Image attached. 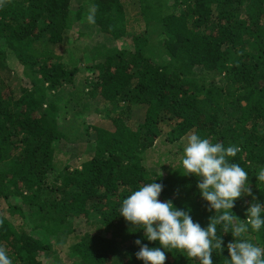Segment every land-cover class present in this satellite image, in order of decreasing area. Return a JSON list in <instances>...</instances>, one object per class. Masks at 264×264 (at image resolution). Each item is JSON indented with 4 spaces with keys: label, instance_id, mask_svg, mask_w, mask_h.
Instances as JSON below:
<instances>
[{
    "label": "trees",
    "instance_id": "16d2710c",
    "mask_svg": "<svg viewBox=\"0 0 264 264\" xmlns=\"http://www.w3.org/2000/svg\"><path fill=\"white\" fill-rule=\"evenodd\" d=\"M85 15L102 39L82 57L76 46L60 54L63 42L92 34L77 26ZM83 68L90 74L81 84ZM19 74L26 81L16 95L8 81ZM98 96L110 121L85 126L90 156L78 165L70 151L59 157L61 141L83 138L67 117L72 99ZM138 106L142 117L131 126L126 118ZM191 134L238 146L229 160L249 173L254 195L230 211L244 222L252 203H264L256 177L264 169V0H0V247L12 264H49L71 235L69 264H144L135 241L162 246L119 208L155 179L161 201L207 227L216 212L181 164ZM161 138L177 150L150 162ZM217 235L225 245L234 239L220 225ZM244 238L264 248V229ZM218 252L214 264H228L227 248ZM166 256L165 264H198L176 249Z\"/></svg>",
    "mask_w": 264,
    "mask_h": 264
},
{
    "label": "clouds",
    "instance_id": "9594fccd",
    "mask_svg": "<svg viewBox=\"0 0 264 264\" xmlns=\"http://www.w3.org/2000/svg\"><path fill=\"white\" fill-rule=\"evenodd\" d=\"M75 127V126H73ZM239 151L238 146L225 147L223 143H210L197 134L187 137L181 161L184 175L198 178L197 188L216 214L207 227L194 222L190 209L184 210L171 200L159 199L164 185L153 182L141 184L122 199L119 214L133 226L143 229V238L158 241L162 247L149 246L137 239L140 246L135 253L144 264H165L166 250H179L188 258H198V264H214L213 251L222 254L225 247L230 259L228 264H264V248L244 238L249 230L264 229V203H252L246 209L244 222L237 221L230 210L237 198L252 195L249 173L238 163L229 160ZM258 182L264 183V169L257 172ZM255 200V197L253 196ZM217 225L223 233H231L234 239L226 245L217 235ZM0 264H12L6 250L0 247Z\"/></svg>",
    "mask_w": 264,
    "mask_h": 264
},
{
    "label": "rangeland",
    "instance_id": "374dc122",
    "mask_svg": "<svg viewBox=\"0 0 264 264\" xmlns=\"http://www.w3.org/2000/svg\"><path fill=\"white\" fill-rule=\"evenodd\" d=\"M78 2H81V0H77ZM85 1V0H84ZM89 1V0H87ZM131 12V21H134L133 18L134 16H136L135 11L131 8L130 9ZM84 22H82L81 24H78L77 26L80 27H84V30L86 31H93L91 35L88 36L87 40L85 39H80L78 42L73 43L72 39H68L66 42H63L62 45H59L56 48V51L60 52V54H64L65 52H68L69 48L76 46V49H71L72 52L74 53L76 51L77 56L82 57L85 53H84V47L85 46H92V44L96 43V42H100V40L102 39V35H99L98 32L96 31L94 25H92V21L90 19V15H85V18L83 19ZM136 24V23H135ZM143 29V28H142ZM133 32H136L137 30H132ZM107 42L109 43H116L117 45L119 44V46H125V44H123L122 42L115 41L114 38H109L107 40ZM64 61L67 60V57H63ZM82 64H84V62H82ZM21 73V72H20ZM79 82L80 80L82 81V83L84 82V76L90 74V72L86 69H81V72H79ZM23 76V74L17 77H13L11 79H9L8 83L10 85L13 86L14 88V92L16 93V95L19 94V87H20V82L22 80V83H24L26 80L24 78H21ZM81 83V82H80ZM81 83V84H82ZM79 84V83H78ZM82 87H84V85H81ZM78 88L76 87L73 90H77ZM91 89L89 88L88 90H86L87 93H90ZM96 95V92L94 93ZM77 98V97H76ZM79 100L78 99H72L71 101V105L72 107L69 108L68 112H67V117L70 121V124L75 126L73 127L74 130L77 132V130H79L80 133H78L79 136H81V134L83 135V138L81 140H78V142H73V141H67V139L61 141L60 143V149L61 152L59 154V157L61 156V154L64 152L66 153L67 151L71 152V158L70 155L68 156V160L74 164H82V162L84 160H86L89 156H88V148L90 146V143H88V137L86 135V132H84L85 130V126L86 127H90V131H93L92 126H98L99 124H102L103 122L106 121H110L108 120V117L104 115L103 112H101L100 110L106 106L107 101H103L101 96H98L96 98H91L85 100V102L81 105H79ZM81 103V102H80ZM108 105V104H107ZM75 109H74V108ZM82 107V108H81ZM142 106H138V107H133L131 109V112L129 114V116H127L126 121L128 122L129 125L131 126H135V124H137L138 119L142 117ZM72 128V129H73ZM162 145V138L161 140H158L156 142V146L153 152H151L149 154L150 162H156L157 158L159 156H161L162 158H164L166 156V154L168 152H171L172 156L174 155V153L176 152V148L173 145H167V147H163ZM91 148V147H90ZM148 156V157H149ZM170 155V157H172ZM178 160H176L177 162ZM179 162V161H178ZM151 167H153V164L151 165ZM252 195H254V193H252ZM251 195V196H252ZM250 196V195H249ZM12 201L15 202L16 199L12 198ZM73 240V235L68 236L67 242H63L60 245V252H59V256L54 257L53 256L49 257L46 259V261L49 264H56V263H71L73 260V257H71V253L68 250L69 246L71 244V241ZM55 256V255H54ZM55 261V263H54ZM57 261V262H56Z\"/></svg>",
    "mask_w": 264,
    "mask_h": 264
}]
</instances>
